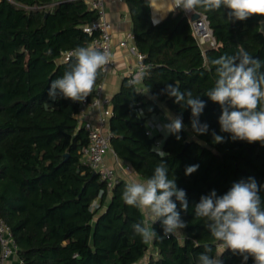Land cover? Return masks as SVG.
Here are the masks:
<instances>
[{
  "label": "trees",
  "instance_id": "16d2710c",
  "mask_svg": "<svg viewBox=\"0 0 264 264\" xmlns=\"http://www.w3.org/2000/svg\"><path fill=\"white\" fill-rule=\"evenodd\" d=\"M124 1L148 75L135 86L123 77L111 96L110 147L143 179L160 163L153 149L167 153L169 177L186 192L189 207L181 217L187 226L143 243L131 226L146 220L145 214L121 199L128 182L118 178L108 190L84 160L88 135L77 118L80 102L48 96L51 81L68 67L71 57L65 60L64 53L91 41L93 35L83 26L96 17L95 11L83 0H0V216L10 226L22 264H199L205 245L217 250L206 222L195 216L201 196L213 190L221 196L250 177L264 186V145L233 141L221 132V107L205 95L216 80L215 68L206 61L241 48L264 61V17L229 21L226 8L198 10L214 39L203 48L181 9L153 21L149 0ZM153 7L159 9L157 0ZM103 78L102 72L89 101ZM168 84L205 101L199 120L209 125L208 133L192 131L191 109L163 93ZM161 103L182 116L180 133L152 129ZM213 132L224 142L214 143ZM192 165L199 167L185 175ZM260 196L264 202V187ZM153 229L164 235L160 221ZM220 259L244 264L230 250ZM246 264H255L254 259L249 256Z\"/></svg>",
  "mask_w": 264,
  "mask_h": 264
},
{
  "label": "clouds",
  "instance_id": "9594fccd",
  "mask_svg": "<svg viewBox=\"0 0 264 264\" xmlns=\"http://www.w3.org/2000/svg\"><path fill=\"white\" fill-rule=\"evenodd\" d=\"M170 11L179 8L188 13L219 11L228 9L229 21H245L252 16L264 17V0H171ZM264 24V20L260 21ZM257 31H261L258 26ZM111 56L106 50L93 46H77L72 50L68 67L62 76L53 79L48 91L52 100L59 97L73 102H83L94 90L98 76L108 70ZM215 68V84L206 92V96L221 107L218 118L220 131L230 134V138L260 142L264 145V61L253 58L244 49L233 55H222L206 61ZM148 75L145 68L128 81L135 86ZM174 103L191 109V128L196 134L208 133L209 125L200 123L206 103L192 91H181L180 86L168 84L162 90ZM170 121L162 126L166 133L178 134L183 128L182 116L167 114ZM214 143L224 142V137L212 133ZM177 140L181 137L176 136ZM160 163L153 174L143 182L131 181L125 184L121 199L130 206L141 210L148 220L132 224L135 235L147 244L156 238L165 239L175 235L187 225L181 217V211L188 210L186 192L177 187L175 178L169 177V169L164 162L167 155L160 148H154ZM198 165L188 166L185 175H191ZM259 186L254 178L233 183L223 195L213 190L201 196L194 206L195 216L203 219L217 250L205 245L204 252L198 257L199 264H222L220 257L226 250L243 257L246 264L249 256L255 264H264V202L261 200ZM175 198V200L173 199ZM176 201H179L180 210ZM150 221V222H149ZM160 221L163 236H158L153 224Z\"/></svg>",
  "mask_w": 264,
  "mask_h": 264
},
{
  "label": "built area",
  "instance_id": "2783aa9c",
  "mask_svg": "<svg viewBox=\"0 0 264 264\" xmlns=\"http://www.w3.org/2000/svg\"><path fill=\"white\" fill-rule=\"evenodd\" d=\"M13 2V0H9ZM90 9L94 10L96 17L86 23L83 26V30L89 35H93L91 41L87 44L89 46L96 47L98 49L106 50L111 56V62L107 65L108 70L103 72L105 75L113 68H115V60L112 54V41H111V24L105 16V0H83ZM179 9V8H177ZM184 14L191 21L193 32L199 43H203L209 40L210 45L214 44V39L211 34V30L205 19V16L199 14L197 19H191L193 13L183 11ZM204 22V28L200 29L197 27L198 22ZM118 46L128 49L130 53L135 56L133 65L129 68L126 73L128 80L132 79L133 76L140 73L146 68L144 62L145 55L139 51L134 42H128L127 40H121ZM72 50H68L64 53L63 58L65 60L71 57ZM103 81L96 87V93L91 101L87 98L80 102L81 108L77 114L78 122L81 124L88 135V145L85 149L84 160L89 166L98 172L100 178L106 183L108 190L112 188L118 177L113 167L106 165L104 161L105 153L110 149V131L108 128V120L112 114L111 97L106 96L102 93ZM90 108H96L99 110L98 117L91 121L88 118V110ZM126 170L129 169V165L124 167ZM17 250V242L12 234L10 226L0 216V262L7 259L11 255L15 254Z\"/></svg>",
  "mask_w": 264,
  "mask_h": 264
},
{
  "label": "crops",
  "instance_id": "0c3cea01",
  "mask_svg": "<svg viewBox=\"0 0 264 264\" xmlns=\"http://www.w3.org/2000/svg\"><path fill=\"white\" fill-rule=\"evenodd\" d=\"M151 8V17L153 21H158L164 18L172 7L171 0H157L159 9H154L153 0H149ZM105 16L111 24V41L112 54L115 60V68L106 73L103 78L102 93L111 97L118 91L122 78L126 76L127 71L133 65L135 56L124 47L118 46L121 40L134 42L132 35V21L129 12V7L124 0H105ZM161 112L153 120L152 129L162 130L164 124L169 123L167 114L176 116L164 104L161 103ZM99 115V110L90 108L88 110V118L94 121ZM159 117H164L165 122L160 121ZM106 165L113 167L116 171L117 177L131 182L133 180L143 182L145 179L141 178L133 169H125L127 165L124 161L118 159L114 154L112 148L108 149L104 156ZM148 220V217L145 216ZM150 222V221H149ZM1 264H22L16 253L3 260Z\"/></svg>",
  "mask_w": 264,
  "mask_h": 264
},
{
  "label": "rangeland",
  "instance_id": "374dc122",
  "mask_svg": "<svg viewBox=\"0 0 264 264\" xmlns=\"http://www.w3.org/2000/svg\"><path fill=\"white\" fill-rule=\"evenodd\" d=\"M210 41H211V38H209L208 41L203 42V43H200V44H201V46H202L203 48H205L206 46L210 45ZM159 118H160V121H162V122L164 121V122H165L164 117H159ZM162 132H163V134H166L165 131L162 130ZM144 214H145V213H144ZM145 216H147V215L145 214ZM146 220H147V219H146Z\"/></svg>",
  "mask_w": 264,
  "mask_h": 264
},
{
  "label": "water",
  "instance_id": "95a60500",
  "mask_svg": "<svg viewBox=\"0 0 264 264\" xmlns=\"http://www.w3.org/2000/svg\"><path fill=\"white\" fill-rule=\"evenodd\" d=\"M198 16H199V13H193L192 16H191V19H192V20H193V19H197ZM261 27H262V29L264 30V24H261Z\"/></svg>",
  "mask_w": 264,
  "mask_h": 264
},
{
  "label": "bare ground",
  "instance_id": "6f19581e",
  "mask_svg": "<svg viewBox=\"0 0 264 264\" xmlns=\"http://www.w3.org/2000/svg\"><path fill=\"white\" fill-rule=\"evenodd\" d=\"M204 22L203 21H201V22H198V24H197V27H199L200 29H203L204 28Z\"/></svg>",
  "mask_w": 264,
  "mask_h": 264
}]
</instances>
